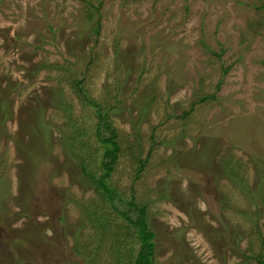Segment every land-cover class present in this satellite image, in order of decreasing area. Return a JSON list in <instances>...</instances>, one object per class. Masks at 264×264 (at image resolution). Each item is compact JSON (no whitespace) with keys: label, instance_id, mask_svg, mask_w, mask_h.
I'll use <instances>...</instances> for the list:
<instances>
[{"label":"rangeland","instance_id":"rangeland-1","mask_svg":"<svg viewBox=\"0 0 264 264\" xmlns=\"http://www.w3.org/2000/svg\"><path fill=\"white\" fill-rule=\"evenodd\" d=\"M98 112L154 264H258L264 0H0V264H132Z\"/></svg>","mask_w":264,"mask_h":264},{"label":"trees","instance_id":"trees-1","mask_svg":"<svg viewBox=\"0 0 264 264\" xmlns=\"http://www.w3.org/2000/svg\"><path fill=\"white\" fill-rule=\"evenodd\" d=\"M97 117L98 122L95 128V137L97 142L101 144L104 148L101 160L103 168L105 170L104 174H102L100 178V186L103 188V192L106 194V197L110 201V204L115 210V212L126 222H128L129 226L136 230V235L138 236L139 242V250L137 251L134 257L132 264H154L156 250V235L153 231L149 230V226L146 220L147 218L145 215V206L138 205L135 202L134 197H131L130 199L122 198L104 182V180L109 177L112 172L113 164L116 162L120 146L116 139L117 131L108 122L106 114L103 112H98ZM140 165L141 167H143L145 163L141 162ZM86 175L90 177L89 174ZM242 238L243 236L241 237V239ZM261 241V256L250 257V259L252 260L256 259L258 264H264V238H261ZM78 252L79 250H76L75 254H77ZM85 255L89 258V260H84V264H97L100 262L97 254L95 253L91 252L86 253ZM223 255L224 258L226 256V253ZM72 260L74 261V259Z\"/></svg>","mask_w":264,"mask_h":264}]
</instances>
